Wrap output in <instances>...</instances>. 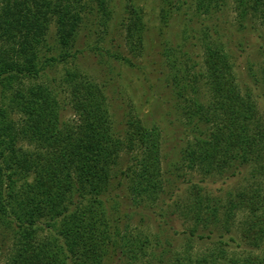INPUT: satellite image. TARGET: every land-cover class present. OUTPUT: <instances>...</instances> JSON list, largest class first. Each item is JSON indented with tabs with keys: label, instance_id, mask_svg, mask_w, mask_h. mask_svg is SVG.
<instances>
[{
	"label": "trees",
	"instance_id": "1",
	"mask_svg": "<svg viewBox=\"0 0 264 264\" xmlns=\"http://www.w3.org/2000/svg\"><path fill=\"white\" fill-rule=\"evenodd\" d=\"M111 4L0 0L6 264H264V111L255 93L238 85L231 49L234 26L264 31V0H159L163 26L176 14L181 27L178 40L159 52L163 83L188 137L180 162L200 175L176 198L164 178L159 126L130 120L120 127L106 85L75 67L56 79L59 66L80 53L75 43L85 18L98 22L101 35L108 32ZM230 8L238 24L225 18ZM124 10L113 56L133 66L145 52L147 21L142 7ZM259 75L264 96V68ZM123 154L130 157L126 168ZM245 172L248 184L223 197L204 184ZM170 217L189 225L173 231ZM147 221L156 222L154 231H146ZM178 235L188 244L180 253L172 246ZM195 242L211 249L196 251Z\"/></svg>",
	"mask_w": 264,
	"mask_h": 264
},
{
	"label": "rangeland",
	"instance_id": "2",
	"mask_svg": "<svg viewBox=\"0 0 264 264\" xmlns=\"http://www.w3.org/2000/svg\"><path fill=\"white\" fill-rule=\"evenodd\" d=\"M111 2L114 14L113 19L109 22L108 32L101 35L102 30L98 22L93 20L94 18L91 15L85 18L78 29L77 42L75 43V47L79 48L80 53L77 54L78 56L74 59V62L69 61L68 64L59 66L56 79H61L64 71L75 67L99 85H106L105 93L114 111L115 122L120 124V127H125L130 120L141 121L144 127L159 126L162 140L161 154L164 178L169 183L170 188L174 190L173 198H176L177 193L179 194L187 188L185 183L188 180H191L192 183L200 180L199 174H188L181 166V151L188 137L184 131L181 118L175 113L174 95L167 83H163L161 74L163 67L161 66L162 60L159 52L166 44V47L170 46L169 42L178 40L177 34L181 27L178 25V21L174 20L179 19V17L175 14L174 19H170V24L165 27L161 23L159 0H111ZM130 3L142 7L147 21V31L144 35L145 52L143 56L132 60L133 66L125 64L122 60L118 61L113 56L117 51L116 46L121 43V36L118 31L126 12L124 8L125 5ZM226 9L223 13L224 16ZM227 14L225 17L227 20H230L233 25L238 24L231 8ZM232 30L236 43V46L231 47L233 51L232 61L234 62L237 83L241 89L248 87L255 93L257 106L264 111V96L256 86L258 85V78H260L259 71L264 68V31L258 28L252 30L250 26L247 28L234 26ZM51 31H53V26ZM123 55L128 56L127 52L126 54L124 52ZM47 79L43 77L38 82H45ZM72 116L70 112H67L64 114V119L70 120ZM123 155L124 160L121 166L126 168L130 164L127 160L130 157L126 154ZM246 176H248L247 172L235 178L224 176V178L217 180L208 179L209 182L204 184H206V188L212 195L223 197L229 191L248 184ZM123 192L125 191L123 190ZM168 201L169 199L166 198L165 202ZM172 221L169 226L173 228V231H181L189 225V223H181L183 221L177 218L172 219ZM239 221L240 217H236L233 223L232 234L234 236L238 233ZM147 222L145 225L146 231H154L156 222ZM173 231L168 233L166 228L165 232L169 235ZM166 233L162 234L164 238L169 237L168 235L165 236ZM185 237L178 235L176 240L172 241L173 251L177 250L176 252L180 253L185 245V247L188 246ZM10 245V243H6L3 247L0 239V264L7 263L10 256ZM193 249L204 252L211 248L208 244L202 245L195 242ZM243 250L244 248L237 250L236 253L241 255Z\"/></svg>",
	"mask_w": 264,
	"mask_h": 264
}]
</instances>
